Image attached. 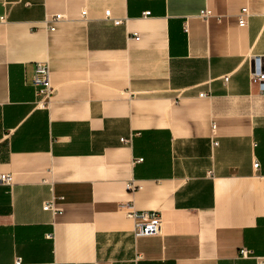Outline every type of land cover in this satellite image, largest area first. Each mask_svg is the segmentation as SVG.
<instances>
[{
    "label": "crops",
    "instance_id": "crops-1",
    "mask_svg": "<svg viewBox=\"0 0 264 264\" xmlns=\"http://www.w3.org/2000/svg\"><path fill=\"white\" fill-rule=\"evenodd\" d=\"M261 56L264 0H0V264H264Z\"/></svg>",
    "mask_w": 264,
    "mask_h": 264
},
{
    "label": "built area",
    "instance_id": "built-area-1",
    "mask_svg": "<svg viewBox=\"0 0 264 264\" xmlns=\"http://www.w3.org/2000/svg\"><path fill=\"white\" fill-rule=\"evenodd\" d=\"M150 13H145L144 17H148ZM84 15V14H83ZM249 16V12L247 8L241 10V12L237 16V24L240 28H244L247 23L246 19ZM105 17L112 22L113 25L117 26L122 24L123 21L121 19H112L110 17V11H105ZM199 17L204 20L205 22L212 18L211 11L205 9L199 12ZM64 19L63 15L55 14L46 18L44 24L48 26L50 32H53L54 23ZM138 39L136 34H133L132 39ZM32 79V88L35 93V100L33 102V106L35 109H42L48 110L52 103L53 99V87L51 84V80L49 77V65L47 61L38 62L34 69ZM228 77H224V81L226 82ZM250 86L254 87L257 90V94L259 97L264 98V56L257 57L254 59L252 69L250 72L249 77ZM201 97L206 96L205 94H200ZM215 131H216V124L212 123L211 125V136L213 138L212 145L216 147L218 144L215 141ZM124 141V139H122ZM141 161V160H138ZM253 167L257 168V164H254ZM13 183V177L11 174H1L0 175V185L5 187H10ZM126 190L128 191H135L140 188V186H135L133 183H127ZM63 197H51L50 200L44 202L42 205V210L45 212L51 213L52 216L58 215L62 211V204ZM127 216L134 221V228L132 234H134L135 238L139 237H149L155 236L159 232L160 227V218L154 214H147L145 212H130L127 213ZM47 237L49 239L52 238L51 234H48ZM240 256L242 258H249L251 257V252L243 249L240 252ZM14 264H22L20 258H17L14 261Z\"/></svg>",
    "mask_w": 264,
    "mask_h": 264
}]
</instances>
